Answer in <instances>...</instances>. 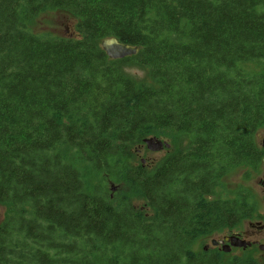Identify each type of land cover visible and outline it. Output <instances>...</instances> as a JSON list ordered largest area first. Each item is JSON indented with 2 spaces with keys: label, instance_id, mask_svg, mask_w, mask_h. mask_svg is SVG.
Listing matches in <instances>:
<instances>
[{
  "label": "trees",
  "instance_id": "1",
  "mask_svg": "<svg viewBox=\"0 0 264 264\" xmlns=\"http://www.w3.org/2000/svg\"><path fill=\"white\" fill-rule=\"evenodd\" d=\"M49 10L80 37L32 31ZM262 128L264 0H0V264H264L195 249L254 216L226 178L264 163Z\"/></svg>",
  "mask_w": 264,
  "mask_h": 264
},
{
  "label": "rangeland",
  "instance_id": "2",
  "mask_svg": "<svg viewBox=\"0 0 264 264\" xmlns=\"http://www.w3.org/2000/svg\"><path fill=\"white\" fill-rule=\"evenodd\" d=\"M77 22H78V19L67 11L49 10V11L40 13L36 17V19L31 23V29L32 31L40 35H47L48 33H51V34H61V35L80 37L79 32L77 30ZM245 66L248 68H254V66L251 64L250 65L247 64ZM133 71L136 73V76L138 75L139 79L148 80V78L146 77V71H143L141 69H134ZM151 136H156L157 138H160L163 141L168 142L169 145H172L174 133L170 130L169 131L165 130L160 135L151 134L148 137H151ZM258 136H259V142L260 144H262V141L264 138V128L260 130ZM166 149L167 148H164L159 151H153V150H150L147 147V144L145 143V145L140 146L141 152L138 155L139 156L138 159L140 161L144 160L146 163H150V162L154 163L166 155L167 153ZM246 172H250L249 169H245L244 171L241 170V171L234 172L226 178V181L229 184V186L230 185L236 186L238 184H242L245 187L250 188L255 194V198L257 201V210L254 216L251 219L245 221V223L241 227V230L247 231L251 229V227L249 226V221L256 223L264 213V185L260 182V180L264 178V163L261 165V167L258 170L251 171L248 178L244 177V174ZM109 186L112 190V193H115L118 190L120 191L123 189L122 184L115 183V182H111V183L109 182ZM113 187H115L114 190H113ZM7 207H8L7 205L0 203V222L3 220L4 216L7 214ZM213 237H215V235L207 237V238H200L195 244V249H201L202 246L206 243L211 245V239ZM248 239H253V238L248 237ZM241 252L242 250H233L232 252L228 253L224 257V259H228L234 255H241ZM250 252L259 261L261 260L260 256L264 257V253L261 254L260 251L250 249Z\"/></svg>",
  "mask_w": 264,
  "mask_h": 264
},
{
  "label": "water",
  "instance_id": "3",
  "mask_svg": "<svg viewBox=\"0 0 264 264\" xmlns=\"http://www.w3.org/2000/svg\"><path fill=\"white\" fill-rule=\"evenodd\" d=\"M102 47L111 58H115V59L124 58L126 56L137 54L139 51V46L122 42L114 36L103 39ZM144 142L147 144V147L153 151H159L164 149L165 147L170 146L168 142L163 141L162 139L157 138L156 136L146 137L144 139ZM262 146H264V138L262 141ZM261 182L264 185V181ZM114 189L115 187H113V190ZM255 225L259 228L263 227V225H261L260 222H257ZM225 241L231 242V243L230 242L224 243V245L222 246V249L225 252H230L231 246L247 248L248 246L252 245V243L247 239L242 238L240 235H235V234L226 236ZM213 242H215V240H213ZM260 246L261 249L264 250V243H260Z\"/></svg>",
  "mask_w": 264,
  "mask_h": 264
},
{
  "label": "flooded vegetation",
  "instance_id": "4",
  "mask_svg": "<svg viewBox=\"0 0 264 264\" xmlns=\"http://www.w3.org/2000/svg\"><path fill=\"white\" fill-rule=\"evenodd\" d=\"M261 181H264V178L260 180V182ZM257 222H260L261 225H263V227L262 228L257 227L255 225ZM257 222L254 223L249 221V226L251 227V229L247 231L239 229L236 231H224L223 233L216 234L215 237L211 239V245L206 243L202 246V249L209 250L215 248L217 250H222L223 252H225L222 249V246L224 245V243L230 242V241H225V237L235 234V235H240L242 238L247 239L252 243V245L248 246L247 248L231 246L230 252H232L233 250H245V249H254L257 251L264 252V250L261 249L260 246V243H264V213ZM248 237H251L253 239H248ZM213 240H215V242H213Z\"/></svg>",
  "mask_w": 264,
  "mask_h": 264
}]
</instances>
